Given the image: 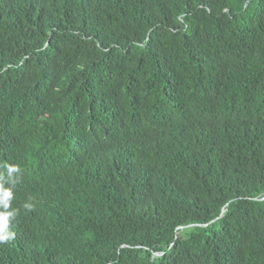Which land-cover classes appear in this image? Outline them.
Instances as JSON below:
<instances>
[{
	"label": "trees",
	"instance_id": "trees-1",
	"mask_svg": "<svg viewBox=\"0 0 264 264\" xmlns=\"http://www.w3.org/2000/svg\"><path fill=\"white\" fill-rule=\"evenodd\" d=\"M0 184V264H264V0H0Z\"/></svg>",
	"mask_w": 264,
	"mask_h": 264
},
{
	"label": "clouds",
	"instance_id": "clouds-1",
	"mask_svg": "<svg viewBox=\"0 0 264 264\" xmlns=\"http://www.w3.org/2000/svg\"><path fill=\"white\" fill-rule=\"evenodd\" d=\"M9 173L18 172L20 169L17 166H7ZM13 197V191L11 188H4L0 184V205L5 209L10 207V201ZM30 207V205H26ZM14 211L0 212V242H8L15 239V232L8 230L9 219L14 217Z\"/></svg>",
	"mask_w": 264,
	"mask_h": 264
}]
</instances>
